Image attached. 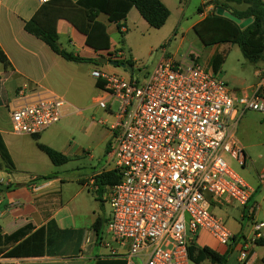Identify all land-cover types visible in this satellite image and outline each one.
<instances>
[{"label":"built area","instance_id":"1","mask_svg":"<svg viewBox=\"0 0 264 264\" xmlns=\"http://www.w3.org/2000/svg\"><path fill=\"white\" fill-rule=\"evenodd\" d=\"M92 75L104 82L97 105L114 117L108 154L120 180L105 195L112 211L107 232L121 247L113 255L126 264H190L189 248L201 232L232 244L235 235L212 208H247L254 194L227 159L246 165L235 131L246 113L264 116V76L253 93L234 97L192 57L164 58L143 83L98 70ZM65 105L53 93L23 88L10 107L12 130L41 135L64 118ZM255 209L248 207L249 214ZM258 237L241 240V264H248Z\"/></svg>","mask_w":264,"mask_h":264},{"label":"crops","instance_id":"2","mask_svg":"<svg viewBox=\"0 0 264 264\" xmlns=\"http://www.w3.org/2000/svg\"><path fill=\"white\" fill-rule=\"evenodd\" d=\"M71 1L77 3L80 0ZM161 1L167 6L166 0ZM43 6L44 4L40 0H0V48L11 64L8 70H5L2 65L0 71V135L13 163V166H9L0 157L2 165L0 170L6 172L7 178L0 179V190L2 191L0 194L1 235L10 236L27 226L32 227V232L23 240L0 248V253L2 252L0 264H115L120 259L112 253L117 250L116 242L108 235L107 222L109 218L105 216V195L109 186L100 185L96 181V178L102 173L114 169L110 165L112 160L109 154L107 153L109 161L102 168L91 173L77 172L74 175L64 176L56 172H42L43 174H37L28 182L17 181L14 178V173L25 171L21 170L18 166V163L21 162L17 161H21L24 157L32 159V156L28 155L24 148L25 144H21L22 141L19 138L32 139L33 137L19 136L13 132L10 107L18 91L23 88H27L30 92L53 93L66 101L65 106L71 104L67 100H81L89 93L87 79L94 78L92 74L99 69L97 64L101 59L132 60L136 66L139 58L131 46L130 36L133 33H139L144 37L155 29L148 25L136 8L131 9L125 22L124 35L126 36L123 39V46L118 48L114 44L110 32L111 26L117 29L116 24L110 23L107 16L100 15L97 20L107 28L111 49L110 51L96 52L86 44V37L82 33L70 22L61 19L57 24L61 47L83 58L97 61L96 63L69 62L56 54L45 42L25 30L26 22L30 21ZM212 9L213 4L210 3L208 10ZM201 15L204 18L207 16L204 11ZM160 48L166 51V44ZM218 49L215 48V54L208 62L201 63L213 69L212 62L218 55ZM117 50L121 52L116 53ZM102 55L107 57H102ZM166 57L169 56L163 55L158 63ZM86 64L92 65L89 67L91 69L88 73L84 72ZM110 73L116 72L110 71ZM258 76L259 82L243 94L230 90L234 97L253 93L264 76V69L258 73ZM96 83L95 79V87H97ZM6 86L12 88L10 99L6 96ZM4 108L7 110L6 122H4L1 112ZM46 132L47 130L40 135V139H43ZM237 139L244 146L252 166V170L246 173L245 178L242 177L254 189L251 201L247 208L232 206L239 210L240 219L245 225H238L236 232L229 229L237 237L235 240L237 242H233L228 247L221 246L206 232H201L194 244L200 245L202 248H209L220 255H225L230 249H233L226 264H241L239 259L241 240H251L260 235L257 242L263 241V243L256 244L248 264H264V228L260 232L255 229L256 224L264 223V168H261L260 173L258 172L256 162L248 154L244 139L239 137ZM59 151L67 156L64 150ZM42 154L44 153H37V156H40L37 158L45 161L44 158H48V156ZM52 166L56 168L53 164ZM60 167L62 166L58 168ZM42 177L50 178L43 180ZM250 206L256 207L253 214H249L248 207ZM99 219L104 222L101 233H98L94 228ZM30 237H33L34 241L27 245L28 250H32L33 246H40L39 248H43L40 249L42 254L5 257V254ZM211 264L213 263L211 262Z\"/></svg>","mask_w":264,"mask_h":264},{"label":"rangeland","instance_id":"3","mask_svg":"<svg viewBox=\"0 0 264 264\" xmlns=\"http://www.w3.org/2000/svg\"><path fill=\"white\" fill-rule=\"evenodd\" d=\"M204 2L205 0H166L171 12L166 25L160 30H152L150 34L144 35V37L139 33H133L130 36L131 46L139 58L133 76H130L120 67L101 63L97 64L98 71L105 74H115L127 80L133 78L135 81L143 83L155 71L163 55L172 57L178 62L192 57L206 63L215 54V48H219L218 54L225 57L219 74L229 90L243 94L246 90L254 87L260 80L258 73L264 69V62L250 63L238 45L226 43L228 39L225 30L227 28L226 23L213 19L219 18L228 21L230 27H233L227 18L218 15L219 10L214 6L215 2H223V0L210 2L213 4L212 10H208L210 3L204 4ZM200 8L202 12H206L205 18L201 15L202 12H199ZM246 9L247 5L229 4L227 10H223L233 14V12ZM111 27L113 42L120 48L123 46L122 40L126 35L122 36L115 27ZM164 44H166V51L160 48ZM102 57L107 56L102 55ZM96 62L94 60L93 63ZM86 65H84V72L88 73L91 69L89 67L92 65ZM1 69L2 64L0 63V71ZM110 71H115L117 74L110 73ZM87 80L89 93L81 100H67L71 104L69 103L70 105L64 107V118L57 125L49 128L43 139L39 140L45 145L49 144L50 147L52 146L51 148L57 151L64 150L69 162L60 168H53L48 158H44L45 161L37 158L40 157L37 156V153L41 152L35 139L19 138L22 141L21 144H25L24 148L28 155L32 156V159L29 160L24 157L21 161H17L21 162L18 163L21 170H25L23 173H14V178L17 181L28 182L37 174L47 172H56L64 176L74 175L77 172L91 173L102 168L109 161L107 147L112 142L110 126L114 123V117L107 110L97 105L96 100L101 92L95 87V79ZM5 91L6 96L10 99L12 88L6 86ZM1 112L4 122H6L7 110L4 108ZM235 134L244 139L248 154L256 162V168L260 173L261 168H264V116L257 112H248L239 123ZM227 161L231 168L243 178H245L246 173L252 170L251 160L248 157L244 168L237 165L235 160L231 158H228ZM110 165L112 168L115 167L113 162ZM0 179H7L6 172L3 170H0ZM245 180L247 181V179ZM105 205V216L110 218L112 211L107 200ZM233 206L236 207L237 205ZM212 212L222 219L227 228L233 232H236L238 225H245L240 219L239 210L232 206H213ZM115 247L121 251V247L116 243ZM190 264H211L210 260L205 257L200 245L191 247Z\"/></svg>","mask_w":264,"mask_h":264},{"label":"trees","instance_id":"4","mask_svg":"<svg viewBox=\"0 0 264 264\" xmlns=\"http://www.w3.org/2000/svg\"><path fill=\"white\" fill-rule=\"evenodd\" d=\"M229 4L247 5L246 10L233 12V15L241 21L252 19V23L245 29H242L240 25L228 19L233 26L231 28L227 23L228 21L213 18L226 23L227 28L225 30L228 34L226 43L238 45L244 57L250 63L257 64L259 62H264V0H224L223 2H215L214 6L217 10L224 9L226 11ZM133 8H136L148 25L155 30L162 29L171 16L170 10L161 0H80L77 3H73L71 0H50L48 3L44 4V6L30 21L26 22L25 30L29 34L45 42L56 54L61 56L66 61L91 63L94 62L93 59L83 58L74 53L68 52L61 47L57 30L58 21L65 19L70 22L86 37V44L96 52L110 51L111 40L108 35L107 28L103 23L99 22L97 18L100 15L107 16L108 21L110 23H115L118 32L123 36L124 32L122 29L125 27L128 14ZM199 12H202L201 8L199 9ZM117 52L121 51L117 50L116 53ZM114 61H119L121 64L125 63L132 66L135 72V63L132 60L115 59ZM224 61L225 57L220 54L214 57L212 67L216 74L221 71ZM0 63L4 66L5 70H8L11 66L7 56L1 48ZM96 86L99 89H102L104 87V82L102 80H97ZM33 139H35L38 149L48 156L54 166H63L69 162L66 155L41 143L39 141L40 135L33 136ZM110 146L111 143L108 144L107 153L110 151ZM0 157L7 165L13 166L10 154L1 135ZM1 166L2 165L0 163V168ZM49 178L50 177H42L43 180ZM119 180L120 176L117 171L104 172L96 178V181L100 185L104 186H113L117 184ZM1 192L2 191L0 190V194ZM103 225L104 222L99 219L94 228L98 233H101ZM31 232L32 227L27 226L13 235L2 236L0 229V248L16 244L17 242L23 240ZM236 239L237 237L234 239L235 243L237 242L235 241ZM33 241L34 238L30 237L27 241H24L16 246L12 251L5 254V257L11 258L19 255L28 254L35 256L42 254L43 252H41L40 249L43 248H39L40 246H33L32 250H28L29 248L27 245ZM257 243L261 245L263 241H259ZM194 245L195 244L193 243L190 246L189 254L191 247ZM232 250L233 249H230L225 255H220L219 253L205 247L203 248V253L213 264H226ZM115 264L126 263L124 261L117 260Z\"/></svg>","mask_w":264,"mask_h":264},{"label":"water","instance_id":"5","mask_svg":"<svg viewBox=\"0 0 264 264\" xmlns=\"http://www.w3.org/2000/svg\"><path fill=\"white\" fill-rule=\"evenodd\" d=\"M218 15L220 16H224L226 17L227 19L235 22L236 24L240 25V27L242 29H245L246 27H248L251 23H252V19H249L247 21H244L242 22L239 18H237L235 15L231 14V13H228V12H225L223 9H220L218 11ZM100 63L101 64H109L113 67H120L126 71H128V73L130 74V76H133L134 74V68L130 65H127L125 63H120L119 61H114V60H108V59H101L100 60Z\"/></svg>","mask_w":264,"mask_h":264}]
</instances>
